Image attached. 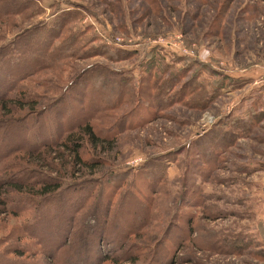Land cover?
Returning <instances> with one entry per match:
<instances>
[{
  "label": "rangeland",
  "instance_id": "rangeland-1",
  "mask_svg": "<svg viewBox=\"0 0 264 264\" xmlns=\"http://www.w3.org/2000/svg\"><path fill=\"white\" fill-rule=\"evenodd\" d=\"M49 38L60 59L33 67ZM8 56L0 97L39 104L0 122V264H264V0H27L0 21ZM89 119L114 139L84 137L98 167L28 152Z\"/></svg>",
  "mask_w": 264,
  "mask_h": 264
},
{
  "label": "trees",
  "instance_id": "trees-1",
  "mask_svg": "<svg viewBox=\"0 0 264 264\" xmlns=\"http://www.w3.org/2000/svg\"><path fill=\"white\" fill-rule=\"evenodd\" d=\"M27 5V0H0V21L3 20L4 18H6V16H10V15H16L17 13H21V11L24 9V7ZM116 10H118V14L121 16L120 12H119V8L116 6H113ZM74 15V14H73ZM122 17V16H121ZM62 19H71L72 16H61ZM73 19V18H72ZM123 24V23H122ZM60 25V23H59ZM55 27V25H53L51 27V29L49 28L48 30L43 29L44 32H42L41 34L38 33V36L43 35L44 33H52L53 28ZM60 27V26H59ZM62 28V27H61ZM55 31V29H54ZM57 34H55L56 36H53V39L55 40V38H58V36H60V30L56 32ZM46 35V34H45ZM30 39V38H29ZM53 39H47V40H43L41 42V46H38V49L36 52V60L33 67L35 66H40L41 65V60L39 59H48L50 60L51 57H54V59L47 61L44 60L42 62H44L42 65L43 66H52L54 65V63H56V61H58L59 59H57L59 56H53L52 54H49V50L52 49V42L54 41ZM17 43V42H16ZM64 41H61L60 44H63ZM71 44H75V42H72ZM24 46L28 47L29 46V40L24 42ZM97 48V46H95L91 51L95 50ZM65 50L63 51L64 53H66L67 55L72 53V51L70 50V46H68V48H64ZM71 51V52H70ZM136 50H134V52H131V50L128 51H122L121 52V56H124L125 58H130L131 56H133ZM12 52V51H11ZM59 52V51H58ZM104 52H102L103 54ZM57 54V53H55ZM64 54V55H66ZM15 55V53L13 54ZM111 57V56H109ZM8 59H13V58H9L5 57L4 59H0V95L3 93V90L1 89L4 86V89L7 87V90H12V89H16L17 86L15 85L16 80L18 79V76H15L16 73H12L10 76L8 74V72L6 70H4V66L5 63L7 62ZM53 61V62H52ZM50 63V64H49ZM11 76H14L13 78ZM7 78H11L14 79L13 81L7 82ZM173 86H170V89H172ZM9 91V93H10ZM24 90L22 89V86L20 85V90L18 94L15 95H7L5 94V98H1L0 97V122L3 125H7V129L5 130V132H7L8 130H10L12 127H14L15 125L21 123L20 122V116H15V113H20V112H24L25 113H36L37 110V105L39 104L38 99L31 93L28 92H23ZM61 100V99H60ZM36 107V108H35ZM63 108V107H62ZM62 113L63 110H61ZM14 115V116H13ZM250 121L244 122V124L242 125L243 127H245L246 129L251 126L252 124H250ZM43 125H45V123L43 122ZM47 128L46 131L49 130V128H51V124L46 123ZM11 127V128H10ZM252 127V126H251ZM249 127V128H251ZM71 129V130H70ZM4 132V133H5ZM47 134V133H45ZM84 137H86L87 141H89L93 147L99 148L101 149V145H103L104 143H112L114 141V139H110V137L108 135H104L103 137L99 135V133L97 132V130L94 129L92 122L89 120H86L85 122H79L77 125H73L71 126L66 135L64 137H59L58 140H54L53 137H46V138H41L40 141L38 142H33L30 151L28 152H33L36 151L37 149L39 150V148H62L64 149L69 157L71 158V162L73 161L74 164L76 165H83L86 167H90L92 169H94L95 167H98L99 165H101V159L100 158H93L92 159H87L84 160L81 158V151L83 149V146L85 143ZM220 138V137H219ZM2 141V140H1ZM218 140L216 141L214 138V141H212V145L213 148L217 149V147L221 144L217 143ZM54 144V145H53ZM54 146V147H53ZM15 149H25V145H23L22 143H16L14 144ZM14 149V148H13ZM212 149V148H211ZM7 149L4 150L3 154L0 156L1 159H3L5 157V153ZM15 151V150H14ZM102 151V150H101ZM103 152V151H102ZM207 152V151H206ZM212 152L214 153V150H212ZM203 153V152H202ZM208 153V152H207ZM211 153V152H210ZM209 153V154H210ZM212 154H210L211 156ZM54 180V179H53ZM21 182H14V183H9V187L11 189L17 190V191H28L31 192L34 189H38L36 190L37 193L40 194H47V193H54L56 192L59 188H60V181L59 182H41L40 186L37 187V183L35 181L32 180H26V177H22L20 179ZM34 190V191H35ZM27 193V192H25ZM2 204L5 203V201L1 202ZM34 230V227H32Z\"/></svg>",
  "mask_w": 264,
  "mask_h": 264
}]
</instances>
